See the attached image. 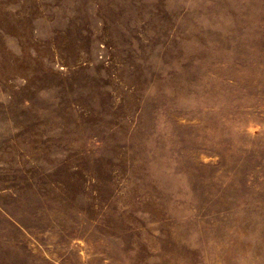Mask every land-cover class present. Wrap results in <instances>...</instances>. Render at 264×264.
Returning a JSON list of instances; mask_svg holds the SVG:
<instances>
[{
    "label": "rangeland",
    "instance_id": "rangeland-1",
    "mask_svg": "<svg viewBox=\"0 0 264 264\" xmlns=\"http://www.w3.org/2000/svg\"><path fill=\"white\" fill-rule=\"evenodd\" d=\"M0 264H264V0H0Z\"/></svg>",
    "mask_w": 264,
    "mask_h": 264
}]
</instances>
